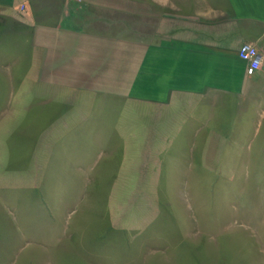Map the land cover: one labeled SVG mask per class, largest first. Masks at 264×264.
<instances>
[{
    "label": "rangeland",
    "instance_id": "rangeland-1",
    "mask_svg": "<svg viewBox=\"0 0 264 264\" xmlns=\"http://www.w3.org/2000/svg\"><path fill=\"white\" fill-rule=\"evenodd\" d=\"M12 26H0V264H264V103L248 91L195 115H81L34 86Z\"/></svg>",
    "mask_w": 264,
    "mask_h": 264
},
{
    "label": "crops",
    "instance_id": "crops-1",
    "mask_svg": "<svg viewBox=\"0 0 264 264\" xmlns=\"http://www.w3.org/2000/svg\"><path fill=\"white\" fill-rule=\"evenodd\" d=\"M75 4L0 0V26L13 25L26 41L34 86L56 92L50 103L81 105V115L106 108L195 115L229 98L246 104L248 91L264 103V0ZM247 42L263 55L255 82L238 54Z\"/></svg>",
    "mask_w": 264,
    "mask_h": 264
},
{
    "label": "built area",
    "instance_id": "built-area-1",
    "mask_svg": "<svg viewBox=\"0 0 264 264\" xmlns=\"http://www.w3.org/2000/svg\"><path fill=\"white\" fill-rule=\"evenodd\" d=\"M239 57L246 63V73L248 76H254L258 73L263 63V55L251 42L241 45L239 49Z\"/></svg>",
    "mask_w": 264,
    "mask_h": 264
}]
</instances>
